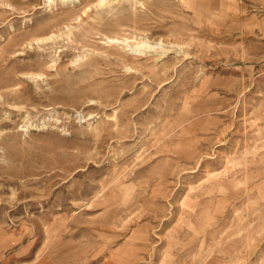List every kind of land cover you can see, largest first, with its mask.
Returning <instances> with one entry per match:
<instances>
[{
    "label": "rangeland",
    "instance_id": "rangeland-1",
    "mask_svg": "<svg viewBox=\"0 0 264 264\" xmlns=\"http://www.w3.org/2000/svg\"><path fill=\"white\" fill-rule=\"evenodd\" d=\"M98 4L0 0V264H264V0Z\"/></svg>",
    "mask_w": 264,
    "mask_h": 264
},
{
    "label": "snow or ice",
    "instance_id": "snow-or-ice-1",
    "mask_svg": "<svg viewBox=\"0 0 264 264\" xmlns=\"http://www.w3.org/2000/svg\"><path fill=\"white\" fill-rule=\"evenodd\" d=\"M106 5V0H99V7H104Z\"/></svg>",
    "mask_w": 264,
    "mask_h": 264
},
{
    "label": "bare ground",
    "instance_id": "bare-ground-1",
    "mask_svg": "<svg viewBox=\"0 0 264 264\" xmlns=\"http://www.w3.org/2000/svg\"><path fill=\"white\" fill-rule=\"evenodd\" d=\"M112 40H113V41L115 40V41H118V42H121V41H122V40H121V41H119V39H118V38H116V37H115V38H113Z\"/></svg>",
    "mask_w": 264,
    "mask_h": 264
}]
</instances>
